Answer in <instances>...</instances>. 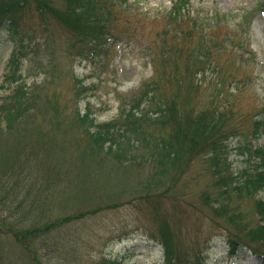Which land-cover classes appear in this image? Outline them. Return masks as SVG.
Returning a JSON list of instances; mask_svg holds the SVG:
<instances>
[{"label": "rangeland", "instance_id": "obj_1", "mask_svg": "<svg viewBox=\"0 0 264 264\" xmlns=\"http://www.w3.org/2000/svg\"><path fill=\"white\" fill-rule=\"evenodd\" d=\"M176 1L130 0L139 16L134 11L122 13L115 26L117 43L104 63L76 60L66 54L70 35L53 26L50 51H41L27 73L28 84L38 87V109L25 117L13 133L0 139V232L5 233L1 241L9 254L8 264H103L104 258L124 253L125 248L135 253L125 264H163L162 250L145 241L159 228L155 220L158 201L174 224L180 250L194 257L214 239L216 248L212 252L222 257L224 248L218 244L223 233L221 225L211 219L201 201L202 193L212 186L203 160L192 164L176 184L163 180L164 186L154 190L159 195L153 194V199L130 201L145 191L152 174L150 167L119 165L99 152L89 151L88 159H84L77 148H88L77 124L78 108L82 113L91 109L99 122L110 121L118 116L122 100L130 101L144 82L161 73L163 56L158 37L168 30L165 19ZM259 1L191 0L193 8L186 9L202 15L239 12L252 9ZM24 25L27 31L36 28L37 18L28 16ZM253 31L249 46L257 56L253 82L241 93L235 92L233 98L229 93L234 92V87L227 83L224 89V98L231 100L241 127L250 126L258 112L264 110V16L254 15ZM38 34L41 38L39 30ZM235 38L243 41L239 33ZM188 44L178 41V50L189 49ZM13 48L5 32H1L0 95L6 94L5 66ZM225 61L223 72L227 79L236 74V69L226 57L222 62ZM180 67L184 74L182 85L175 83L169 89H179L187 95L192 79L187 75L186 61ZM76 77L87 81V100L80 101L76 95ZM212 78V74L206 75L198 94L191 97L194 101H187L190 107L199 111L210 106ZM231 159L236 161L235 166L242 160L235 150ZM260 197L264 198V191ZM114 204L118 207L111 208ZM244 208L250 212L253 205L248 202ZM95 210L100 212L84 214ZM47 227L53 229L45 231ZM33 229L41 230V234L38 237L37 233L36 240L33 236L22 239L24 246L9 235ZM244 259L240 264L260 262L250 254Z\"/></svg>", "mask_w": 264, "mask_h": 264}, {"label": "trees", "instance_id": "obj_2", "mask_svg": "<svg viewBox=\"0 0 264 264\" xmlns=\"http://www.w3.org/2000/svg\"><path fill=\"white\" fill-rule=\"evenodd\" d=\"M134 7L130 0H61L59 5L54 0H0V34L5 32L14 46L5 66L6 94L0 95V139L13 133L25 117L38 109L35 97L38 87L28 84L27 73L41 51H50L53 26L70 35L66 54L76 60L104 63L117 43L115 26L122 13L134 11L139 16ZM189 7L193 8L191 0H177L173 4L165 19L168 30L158 37L163 56L161 73L144 82L130 101L122 100L118 116L99 122L91 109L86 108L85 113L77 109V124L88 143L86 149L77 148L84 159H88L89 151L99 152L119 165L150 167L152 174L145 191L130 201L153 199L159 195L154 190L164 186L163 180L176 184L192 164L203 160L212 186L202 193L201 201L211 219L221 225L223 233L218 244L224 248L222 257L212 252L216 248L214 239L194 257L180 250L174 224L163 213L159 201L155 207L159 228L152 239L145 241L162 250L163 264H240L248 254L264 264V198L260 197L264 191V110L258 112L250 126L241 127L230 106L231 100L224 98L227 83L234 87V92L229 93L233 98L235 92L241 93L243 87L253 82L257 56L249 46L254 35V15H264V0L239 12L202 15L192 14L186 9ZM30 15L37 18V27L27 31L24 24ZM236 33L243 41L236 40ZM182 40L189 43V49L178 50V41ZM225 57L236 69V74L228 75L227 79L223 72L226 61L222 62ZM182 61H186V72L192 79L187 95L179 89L172 92L169 89L175 83L182 85ZM207 74L213 75L212 103L197 111L187 101L198 94ZM75 79L77 97L80 101L87 100L89 88L84 85L87 81ZM235 141L237 146L233 145ZM234 150L242 159L236 166L231 159ZM248 202L253 205L250 212L244 208ZM50 229L53 228L47 227L45 231ZM40 231H15L9 235L24 246L22 239L33 236L36 240ZM4 234L0 232V264H8L9 260L2 247ZM133 256L135 253L125 248L124 253L106 257L102 263L125 264Z\"/></svg>", "mask_w": 264, "mask_h": 264}]
</instances>
